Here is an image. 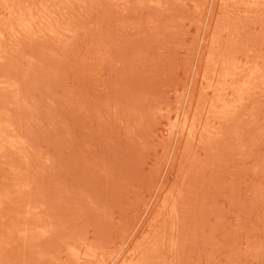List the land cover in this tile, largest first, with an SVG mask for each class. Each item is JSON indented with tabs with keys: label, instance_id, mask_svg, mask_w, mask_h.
Wrapping results in <instances>:
<instances>
[{
	"label": "rangeland",
	"instance_id": "obj_1",
	"mask_svg": "<svg viewBox=\"0 0 264 264\" xmlns=\"http://www.w3.org/2000/svg\"><path fill=\"white\" fill-rule=\"evenodd\" d=\"M0 264H264V0H0Z\"/></svg>",
	"mask_w": 264,
	"mask_h": 264
},
{
	"label": "bare ground",
	"instance_id": "obj_2",
	"mask_svg": "<svg viewBox=\"0 0 264 264\" xmlns=\"http://www.w3.org/2000/svg\"><path fill=\"white\" fill-rule=\"evenodd\" d=\"M210 36V35H209ZM76 254V253H75Z\"/></svg>",
	"mask_w": 264,
	"mask_h": 264
}]
</instances>
